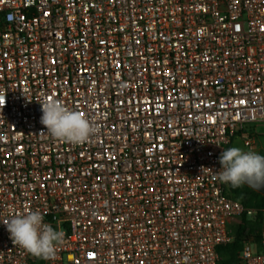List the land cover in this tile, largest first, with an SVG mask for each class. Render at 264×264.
<instances>
[{"label":"built area","instance_id":"2783aa9c","mask_svg":"<svg viewBox=\"0 0 264 264\" xmlns=\"http://www.w3.org/2000/svg\"><path fill=\"white\" fill-rule=\"evenodd\" d=\"M45 97L99 133L44 134ZM260 124L264 0H0V264L37 261L2 222L28 210L66 233L43 264H219L258 210L213 176ZM239 264H264V222Z\"/></svg>","mask_w":264,"mask_h":264},{"label":"clouds","instance_id":"9594fccd","mask_svg":"<svg viewBox=\"0 0 264 264\" xmlns=\"http://www.w3.org/2000/svg\"><path fill=\"white\" fill-rule=\"evenodd\" d=\"M41 123L47 129L44 133L54 140L80 145L99 133V125L86 118L79 111L65 105L59 99L43 98ZM221 169L213 179L239 187L245 182L264 185V155L244 151L239 147L223 149L219 157ZM203 170V169H202ZM45 214L39 210H28L2 220L15 246L43 260H55L57 252L65 243V231L44 222Z\"/></svg>","mask_w":264,"mask_h":264},{"label":"trees","instance_id":"16d2710c","mask_svg":"<svg viewBox=\"0 0 264 264\" xmlns=\"http://www.w3.org/2000/svg\"><path fill=\"white\" fill-rule=\"evenodd\" d=\"M228 195L242 202L246 207L258 210L253 218L247 217L245 214L242 215L239 219L238 229L235 232L233 241L220 248L221 260L219 264H239V252L243 243L252 237L256 245L258 243L259 232L264 222V195L246 184H242L239 187H233L230 184ZM34 264H43V259L38 258Z\"/></svg>","mask_w":264,"mask_h":264},{"label":"rangeland","instance_id":"374dc122","mask_svg":"<svg viewBox=\"0 0 264 264\" xmlns=\"http://www.w3.org/2000/svg\"><path fill=\"white\" fill-rule=\"evenodd\" d=\"M253 128L258 133V137H259V150L257 153L264 155V124L253 126ZM234 146L239 147L243 149L244 151H247V149L243 146V143L239 139H236L233 142L231 147H234ZM238 224H239V219H235L231 223V227L234 231L236 230Z\"/></svg>","mask_w":264,"mask_h":264},{"label":"water","instance_id":"95a60500","mask_svg":"<svg viewBox=\"0 0 264 264\" xmlns=\"http://www.w3.org/2000/svg\"><path fill=\"white\" fill-rule=\"evenodd\" d=\"M244 184H246L247 186H249L250 188L254 189L255 191L261 193L262 195H264V185H258L255 184L254 182H245Z\"/></svg>","mask_w":264,"mask_h":264},{"label":"flooded vegetation","instance_id":"af4514ba","mask_svg":"<svg viewBox=\"0 0 264 264\" xmlns=\"http://www.w3.org/2000/svg\"><path fill=\"white\" fill-rule=\"evenodd\" d=\"M260 155H262V154H260Z\"/></svg>","mask_w":264,"mask_h":264},{"label":"crops","instance_id":"0c3cea01","mask_svg":"<svg viewBox=\"0 0 264 264\" xmlns=\"http://www.w3.org/2000/svg\"><path fill=\"white\" fill-rule=\"evenodd\" d=\"M231 147V146H230Z\"/></svg>","mask_w":264,"mask_h":264}]
</instances>
